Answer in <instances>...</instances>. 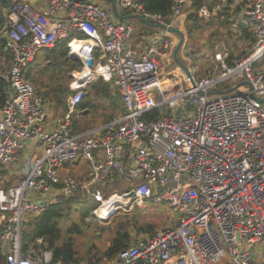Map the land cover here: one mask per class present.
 <instances>
[{
  "label": "built area",
  "instance_id": "1",
  "mask_svg": "<svg viewBox=\"0 0 264 264\" xmlns=\"http://www.w3.org/2000/svg\"><path fill=\"white\" fill-rule=\"evenodd\" d=\"M189 1L173 0L166 23L139 0H115L166 25L183 15ZM230 1L212 0L210 8L200 7L198 17L210 18ZM242 1L251 48L231 65L225 53L215 52L217 70L199 78L191 70V78L181 73L183 88L167 78L171 70L164 71L173 63L178 41L173 33L150 35L136 54L128 47L133 25L115 21L94 0H48L51 21L38 17L26 2L10 6L3 50L11 54V65L0 104V184L14 179L13 185L0 187V250L6 264H61L48 249L24 254L20 231L25 217L78 191L96 204L91 218L107 220L120 208L149 203L162 205L169 215L171 224L135 236L105 264L254 263L256 248L264 246V0ZM65 39L68 56H75L81 69L73 75L75 94L66 113L48 130L47 104L25 71L38 50ZM98 78L118 91L122 112L101 127L74 133L71 116L86 85ZM227 81L235 85L219 92ZM241 85L246 88L234 91ZM155 110L159 116H147ZM27 145L32 149L22 162ZM78 159L88 164V181L60 174ZM114 176L127 189L105 196L103 189Z\"/></svg>",
  "mask_w": 264,
  "mask_h": 264
},
{
  "label": "trees",
  "instance_id": "2",
  "mask_svg": "<svg viewBox=\"0 0 264 264\" xmlns=\"http://www.w3.org/2000/svg\"><path fill=\"white\" fill-rule=\"evenodd\" d=\"M139 1L147 11L161 14L166 18L165 22L170 23L168 17L172 12L173 0ZM202 6L210 8L212 0H190L183 7L185 13L184 26L188 39L201 35L213 24L212 21L198 17V10ZM76 36L81 37L82 35L77 33ZM244 40V46H231L227 51L224 60L228 65H231L234 59L243 57L251 48L253 38L246 33ZM67 43L68 39H65L54 48L48 49L52 56L51 64L41 71L44 75L49 76V79L54 82L53 84L39 82L40 78H34L31 74H28L27 77L39 85L38 89L47 87L53 105L61 106L63 112L68 109L67 100L69 96L74 94V91L69 88L71 79L69 73L81 69L80 63L68 56ZM5 85L6 80L0 77V104ZM87 86L88 89L84 93L82 101L76 106L77 109L95 110L97 104L94 98H101L108 100L111 108V111L105 115L107 120L121 111L120 95L108 83L98 78ZM48 92L45 93L48 94ZM159 115L160 111L155 110L147 116ZM73 177L81 182V178L77 174H74ZM117 181V176H114L112 182L104 187L105 196L118 191L113 187V183ZM13 184V179H10L4 185L0 184V187ZM95 206L96 204L89 197L78 191L68 197H61L58 202L48 206L40 214L28 215L24 218V226L20 231L22 252L26 254L30 251L38 254L48 249L52 251L53 259L61 262V264H105L111 262L118 251L131 244L134 238L133 233L148 232V234L143 235H152L156 232V227L160 224L161 227H164L169 219V215L162 217V215L151 213L152 209L148 208L147 205L144 213H140L141 210L136 207L135 213L141 215L134 214L130 219H119L114 216L107 225H103L95 219L86 221L85 219L90 217ZM39 239L41 242H38ZM0 264H6V257L1 250Z\"/></svg>",
  "mask_w": 264,
  "mask_h": 264
},
{
  "label": "crops",
  "instance_id": "3",
  "mask_svg": "<svg viewBox=\"0 0 264 264\" xmlns=\"http://www.w3.org/2000/svg\"><path fill=\"white\" fill-rule=\"evenodd\" d=\"M100 1H103L101 6L103 8H105L110 13V16L115 21L123 22V23H131L133 25V32H135V33H134V35L132 33L130 39L128 40V47L132 51H134L136 54H139L143 45L147 43L149 36L154 34L153 31L155 28H152L151 26L145 24L144 22H142L141 20H139L137 18L131 17L132 15H135L136 13L132 12L131 10L119 7V5L116 2H115V7H116V15H115L112 11V5L109 1H105V0H100ZM15 2H26V3H28L29 6L31 7V10L33 11V13H35L38 17H42L46 21H51L54 18L48 14V11H47L48 0H0V24L2 22V19L4 21L3 28L0 30V46L2 45V47H0V77H2L4 80H6V72L10 68V65H11V54L9 52H6L3 50V46L5 44V39H6V32L5 31H6V25L8 23V13L10 10V6ZM242 13H243V1L242 0H231L229 3V6L226 7L222 12H219V13L211 16L210 18H207L204 20L213 22V24L208 27L209 33L212 32V27L218 28V29L223 30V31H229L230 35H231V38L229 40L232 43L231 46H235V45L236 46H244L245 45L244 35L247 32H246L244 26L242 25L243 24L242 23L243 22ZM184 21H185V13L183 11V15L180 16V18H178L176 21L174 19L171 26L176 27V28L180 29L181 31H183L185 28ZM202 41H204V40H202ZM207 44H208L207 41H206V43H205V41L203 42L204 46H207ZM49 51L50 50H48V49L38 50L33 61L26 68V71H25L26 78L28 77V74L33 75L34 78H36V77L41 78V75H44L43 71H41V70L45 69V67L50 65L51 60H52V56H51ZM178 58L181 60V58H182L181 52H180V55ZM172 65H175L176 69H179V67L174 62L172 63ZM171 71H172V78L170 76H167V78L177 80V78H175L173 75V73L175 72L173 70V68L171 69ZM74 74L75 73L73 72L72 75H74ZM177 74L179 76V78H178V81H179V79L181 78L180 76H182V75H179V72ZM28 80L34 86V84H33L34 82H32L30 79H28ZM43 83L53 84L54 82L49 79V76H47L44 79ZM110 87L113 90H115L116 92H118L115 89V87H113V86H110ZM87 88H88V86L86 85V87L84 89L85 92L87 91L86 90ZM34 89H35L36 93L43 96L44 101L46 102L47 107H48V119L46 120L44 127L48 130H52L55 127H57V125L59 124V122L61 121L62 117L64 116V114L66 112H63V111L61 112L60 110L55 112L52 109V107L50 106L52 103L50 93L47 91L49 94V98H47L48 94L44 93L45 91H42L43 89H46L45 87H42L40 89H36V87L34 86ZM70 89H71V87H70ZM74 94H75V92H74ZM74 94L69 96L70 98H68L67 103H69V100L74 96ZM120 105H121V101H120ZM53 107H54V105H53ZM54 109H55V107H54ZM75 109H77V108H75ZM77 111H79V113H78L79 115L85 114L86 117H89L88 115H89L90 109H88V108H84L81 110L77 109ZM121 112H122V105H121V111L114 114L113 116L118 115ZM104 117H105V115H104ZM107 121L108 120L106 118H105V120L102 118V120L99 123H95V122L93 124L86 123L84 126H80L76 121L72 120V127H73L74 133H80V132L87 131L89 129L101 127ZM31 149H32V145H27V147L24 151V154L22 156L23 157L22 161H25L28 158V156L31 152ZM80 161H83V160L78 159L76 161H72V162L67 163L66 165L63 166V168L60 169V174L61 175H67V176H70L72 178H74L73 177L74 174H77L78 177L81 178L82 182L88 181L90 179V172H89L88 164L85 161H83L86 163V169H85V172H83L79 168H76ZM13 169H17V168L13 167ZM76 180H78V179H76ZM117 182L119 183V179ZM115 183L116 182L113 183V187H114V189H117V187L115 186ZM120 184H123V183H120ZM123 185H125V184H123ZM114 192H117V191H114Z\"/></svg>",
  "mask_w": 264,
  "mask_h": 264
},
{
  "label": "rangeland",
  "instance_id": "4",
  "mask_svg": "<svg viewBox=\"0 0 264 264\" xmlns=\"http://www.w3.org/2000/svg\"><path fill=\"white\" fill-rule=\"evenodd\" d=\"M94 2L100 6L103 3V1H100V0H94ZM160 30L161 29L155 28L153 32L154 33L159 32ZM183 32L185 35V41H184V45H183L184 47L182 46V48L178 52V57H179L180 52H181L182 58L180 61L184 65H186L197 78L204 77V75L207 74L208 70H210L212 72L216 71L218 68V65L215 62L214 53L219 51V52H222V54L225 53V55H226L227 51L230 49L231 44H232L231 41H229L231 38L230 32L229 31H223V30H220L218 28L212 27L211 33H209V31L207 29L201 35H198L195 38L193 37V38H189V39H188V36L186 34L185 28H184ZM134 33L135 32H133V35H134ZM177 39H178V36H177ZM202 40H204L205 43L207 41V43H208L207 46L203 45L204 41H202ZM172 68L175 71L173 73V75L175 78H177L176 82L179 83V86H181L182 88L185 87L186 83L184 81V78L182 77L184 74L183 75L181 74L183 72L180 68L177 70L175 65L171 64V65L166 66L164 68V71H166V72L170 71ZM73 72L76 73V71L73 70L70 72L71 79L69 81V88H70V85L75 81V76L72 75ZM178 72H179V75H182V76H180L181 78L179 79V81H178L179 76L177 74ZM46 77H47V75H41V78L39 77L40 78L39 82L44 81V79ZM92 82H94V81H92ZM33 84L36 87V89H38L39 85L36 83H33ZM234 85H235V82L227 81V82L219 85L218 90H226L229 87H232ZM245 88H246V85H241L238 88H235L234 91L243 90ZM42 91L47 92L48 91L47 87H46V89H43ZM217 95H219V93H214L211 96L215 97ZM47 98H49V96H47ZM154 98L157 101L159 100V98H157L156 92H154ZM94 100L97 104V107L95 108V110L92 109L93 111L90 109L89 115H88L89 117H86L85 114L79 115L78 114L79 111H77V109H75V112L71 116V120L76 121L80 126H84L86 123H89V124H93L94 122L99 123L102 120V118L105 120L104 115H106L107 112L109 113L111 111V108L109 107V101L106 99H101V98H94ZM51 102L52 103L50 106L52 107V109L55 112H57L58 110H60L61 112L63 111L61 106H58V107L54 106L55 107V109H54L53 101L51 100ZM160 108L163 110L167 107L166 106H160ZM170 111L175 112L174 109H170ZM22 162H24V161H22ZM76 168H79L81 171L85 172L86 163L83 161H80ZM17 171H18V173L21 172L20 170H17ZM9 177H11V174L7 175V179H9ZM16 178H17V176H16ZM13 181H14V179H13ZM115 186L118 189L117 193H122L123 191H125L127 189L126 185L120 184L118 182L115 183ZM149 204H153V203H149ZM149 204H147V205H148V208L150 207L152 209L151 213H156L157 215H162V217H165L166 215H168L166 209L162 205H160V204L149 205ZM147 205L142 207V208L137 207L139 210H141L140 213L145 212ZM135 208L136 207H134L132 210H128V208H120V209L116 210V212L107 220H102V219H99L96 217H93V218L88 217L85 220L90 221L92 219H95L99 223H101L103 225H107L112 221V218L114 216H116L119 219H123V218L130 219V218H132V216H134V214L139 215V213H135V211H136ZM105 216H108V214H106ZM169 224H171V222L168 219V222L166 223V225H164V227L169 225ZM162 228H163V226L161 227V224H160L158 227H156L155 231L160 230ZM143 234H148V232L133 233L134 237L137 235H143ZM263 262H264V246H259L255 250V261L253 264H257V263L263 264Z\"/></svg>",
  "mask_w": 264,
  "mask_h": 264
},
{
  "label": "water",
  "instance_id": "5",
  "mask_svg": "<svg viewBox=\"0 0 264 264\" xmlns=\"http://www.w3.org/2000/svg\"><path fill=\"white\" fill-rule=\"evenodd\" d=\"M105 1H109L112 5V11L113 13L116 15V7H115V0H105ZM131 17L133 18H137L139 20H141L142 22H144L145 24L151 26L152 28H158V29H161V30H166L170 33H173V34H176L178 36V41H177V44L175 45L173 51H172V61L182 70V72L188 77V78H191L192 77V74H191V71L190 69L184 65L180 59L178 58V52L180 51V49L182 48V46L184 45V41H185V35H184V32L181 31L180 29L176 28V27H173L171 25H166V24H157V23H151L149 22L148 20L144 19L143 17L135 14V15H132ZM3 25H4V21L2 19V22L0 24V30L3 28ZM72 59L73 60H78L75 56H72ZM86 62L88 64V66L90 68H92V61L90 59H86ZM231 90V88H228L224 91H219V92H225V91H229ZM133 194V191H130L128 196H131Z\"/></svg>",
  "mask_w": 264,
  "mask_h": 264
},
{
  "label": "bare ground",
  "instance_id": "6",
  "mask_svg": "<svg viewBox=\"0 0 264 264\" xmlns=\"http://www.w3.org/2000/svg\"><path fill=\"white\" fill-rule=\"evenodd\" d=\"M123 201V200H122ZM117 204H120L121 205V202H118ZM117 208V207H116ZM104 211H105V215L108 213V209L104 208ZM104 215V216H105Z\"/></svg>",
  "mask_w": 264,
  "mask_h": 264
}]
</instances>
